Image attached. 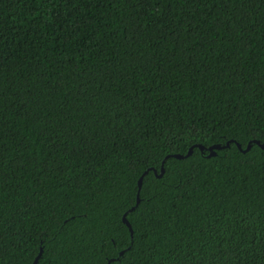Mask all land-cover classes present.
Wrapping results in <instances>:
<instances>
[{"label":"trees","instance_id":"16d2710c","mask_svg":"<svg viewBox=\"0 0 264 264\" xmlns=\"http://www.w3.org/2000/svg\"><path fill=\"white\" fill-rule=\"evenodd\" d=\"M254 142L264 0H0V264H264Z\"/></svg>","mask_w":264,"mask_h":264},{"label":"water","instance_id":"95a60500","mask_svg":"<svg viewBox=\"0 0 264 264\" xmlns=\"http://www.w3.org/2000/svg\"><path fill=\"white\" fill-rule=\"evenodd\" d=\"M254 143L257 144V145H259L262 149H264V145H261L259 142H254ZM226 146H228V144H227ZM250 146H251V145L249 144L248 147L246 148V150H244V151L249 150V149H250ZM197 147H198L201 151H204V148H203V147H201V146H197ZM237 147H238L239 149H241L239 145H238ZM222 148H224V147H221V146H214V147H211V148H209V149H207V150L210 152V155H214V152H212V150H214V149H217V150H218V149H222ZM191 154H192V149H190V150L188 151V153H187L186 155H184V156H182V155H173V156H170V157H172V158H174V159L181 160V159H185V158L189 157ZM170 157H167L165 160H167V159L170 158ZM163 164H164V162L162 163V168H161V170H160L161 175H162V173L164 172ZM154 173H156V172H154ZM146 174H147V172L144 173V175H146ZM144 175L139 179V181H138V187L141 186V182H142V179H143ZM138 202H139V199L137 198L136 206L138 205ZM131 211H132V210H131ZM123 223H124V224L129 228V230L131 231L130 225L128 224V222L125 220L124 217H123ZM38 258H39V256H38ZM38 258L35 260L34 264H36Z\"/></svg>","mask_w":264,"mask_h":264}]
</instances>
